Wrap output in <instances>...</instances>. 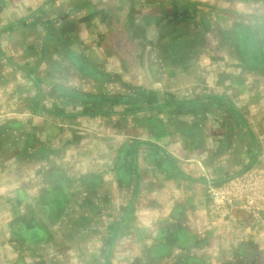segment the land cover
Wrapping results in <instances>:
<instances>
[{"label": "crops", "instance_id": "crops-1", "mask_svg": "<svg viewBox=\"0 0 264 264\" xmlns=\"http://www.w3.org/2000/svg\"><path fill=\"white\" fill-rule=\"evenodd\" d=\"M250 168L264 0H0V264H264Z\"/></svg>", "mask_w": 264, "mask_h": 264}, {"label": "built area", "instance_id": "built-area-1", "mask_svg": "<svg viewBox=\"0 0 264 264\" xmlns=\"http://www.w3.org/2000/svg\"><path fill=\"white\" fill-rule=\"evenodd\" d=\"M210 215L221 218L224 206L240 205L253 214L264 212V172L246 170L217 186H209Z\"/></svg>", "mask_w": 264, "mask_h": 264}, {"label": "rangeland", "instance_id": "rangeland-1", "mask_svg": "<svg viewBox=\"0 0 264 264\" xmlns=\"http://www.w3.org/2000/svg\"><path fill=\"white\" fill-rule=\"evenodd\" d=\"M185 46H186V45H185ZM185 46L182 45L183 49H182L181 51H184ZM123 82L126 83V85H127L128 87H130V86H132V85H138V84L142 87V86H146L147 80H146V78H143V77H141V78H134V79H133V78H124V79H123ZM207 84H208V85H211V82L209 81ZM48 160H51V158H49ZM52 161H53V162H59L58 164L60 165V164L63 163L64 160H62V158H57V159L54 158ZM250 169H252V170H257V171H263V172H264V169H259V168H250ZM247 170H249V169H247ZM244 171H246V170H244ZM244 171H242V172H240V173H238V174H235V175H232V176L228 177V178L225 179L224 181L218 183L216 186L219 187L220 185H222L223 183H225L227 180H229V179H231V178H233V177H235V176H237V175L243 173ZM207 198H208V196H207ZM209 205H210V201H209V199H208L207 212H208L209 215H210V206H209ZM44 207H45V209H46V205H44ZM233 208L240 209L241 211L247 213L249 216H251L253 219H255L256 222H258L257 220H259V219L261 218V215L264 214V212H260V213H255V214H253V213H251V212H249V211H246V209H245L243 206H240V205H233V206H227V205H226V206L222 207V209L219 210L220 215H223V217H221V218H215V217H213L212 215H211V216H212L214 219H217V220H219V221H220V220H223V219H225L226 217H229V216H230V211H231ZM43 209H44V208H43ZM46 212H47V211H46ZM42 222H43V221H42ZM42 222H41V223H42Z\"/></svg>", "mask_w": 264, "mask_h": 264}]
</instances>
